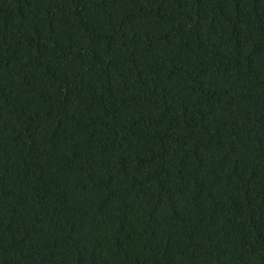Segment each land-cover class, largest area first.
Segmentation results:
<instances>
[{
	"label": "trees",
	"instance_id": "1",
	"mask_svg": "<svg viewBox=\"0 0 264 264\" xmlns=\"http://www.w3.org/2000/svg\"><path fill=\"white\" fill-rule=\"evenodd\" d=\"M0 264H264V0H0Z\"/></svg>",
	"mask_w": 264,
	"mask_h": 264
}]
</instances>
